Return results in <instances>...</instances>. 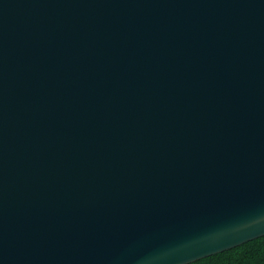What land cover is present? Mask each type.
Instances as JSON below:
<instances>
[{"label": "water", "instance_id": "water-1", "mask_svg": "<svg viewBox=\"0 0 264 264\" xmlns=\"http://www.w3.org/2000/svg\"><path fill=\"white\" fill-rule=\"evenodd\" d=\"M260 238L264 0H0V264Z\"/></svg>", "mask_w": 264, "mask_h": 264}, {"label": "trees", "instance_id": "trees-1", "mask_svg": "<svg viewBox=\"0 0 264 264\" xmlns=\"http://www.w3.org/2000/svg\"><path fill=\"white\" fill-rule=\"evenodd\" d=\"M209 258L222 261L223 264H264V238Z\"/></svg>", "mask_w": 264, "mask_h": 264}, {"label": "snow or ice", "instance_id": "snow-or-ice-1", "mask_svg": "<svg viewBox=\"0 0 264 264\" xmlns=\"http://www.w3.org/2000/svg\"><path fill=\"white\" fill-rule=\"evenodd\" d=\"M197 264H223V262L214 260L212 258H205L203 260L197 261Z\"/></svg>", "mask_w": 264, "mask_h": 264}]
</instances>
